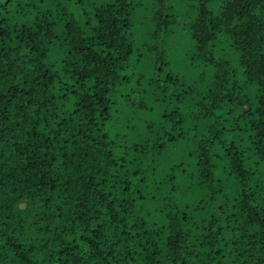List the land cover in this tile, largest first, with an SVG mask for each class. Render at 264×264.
Masks as SVG:
<instances>
[{"label": "trees", "instance_id": "16d2710c", "mask_svg": "<svg viewBox=\"0 0 264 264\" xmlns=\"http://www.w3.org/2000/svg\"><path fill=\"white\" fill-rule=\"evenodd\" d=\"M190 1L202 85L163 0L0 3V264H264V0Z\"/></svg>", "mask_w": 264, "mask_h": 264}, {"label": "rangeland", "instance_id": "374dc122", "mask_svg": "<svg viewBox=\"0 0 264 264\" xmlns=\"http://www.w3.org/2000/svg\"><path fill=\"white\" fill-rule=\"evenodd\" d=\"M128 3L131 5L133 26L131 40L138 47L148 41L151 29L156 26L153 17L157 7L154 0H128ZM197 4L190 0H163L161 24L157 26H168V30L163 31L160 42L169 71L183 78L187 84L202 85L207 79V69L190 63L191 48L185 30L189 23L188 17L193 16V7Z\"/></svg>", "mask_w": 264, "mask_h": 264}, {"label": "water", "instance_id": "95a60500", "mask_svg": "<svg viewBox=\"0 0 264 264\" xmlns=\"http://www.w3.org/2000/svg\"><path fill=\"white\" fill-rule=\"evenodd\" d=\"M26 207V203L25 202H22L20 205H19V209L20 210H24Z\"/></svg>", "mask_w": 264, "mask_h": 264}, {"label": "snow or ice", "instance_id": "6c2138e0", "mask_svg": "<svg viewBox=\"0 0 264 264\" xmlns=\"http://www.w3.org/2000/svg\"><path fill=\"white\" fill-rule=\"evenodd\" d=\"M3 2V0H0V3H2ZM128 100H129V102H131V96H129L128 98H127Z\"/></svg>", "mask_w": 264, "mask_h": 264}]
</instances>
